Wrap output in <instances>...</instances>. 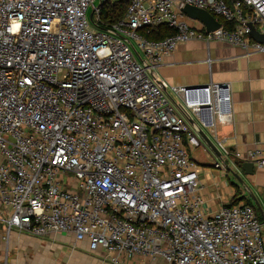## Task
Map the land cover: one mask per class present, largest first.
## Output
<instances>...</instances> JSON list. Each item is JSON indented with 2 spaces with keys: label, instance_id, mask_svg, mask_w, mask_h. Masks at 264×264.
I'll use <instances>...</instances> for the list:
<instances>
[{
  "label": "built area",
  "instance_id": "1",
  "mask_svg": "<svg viewBox=\"0 0 264 264\" xmlns=\"http://www.w3.org/2000/svg\"><path fill=\"white\" fill-rule=\"evenodd\" d=\"M0 0V206L5 236L69 233L111 264L134 256L168 264H264V223L245 202L203 209L187 127L233 120L228 82L169 85L153 69L192 38L264 53V0H128L98 26L99 0ZM192 4L231 25L207 30ZM196 22H194V21ZM194 22V23H193ZM167 24L151 39L140 29ZM141 49L145 62L135 51ZM138 53V52H137ZM139 54V53H138ZM140 55V54H139ZM177 108L185 109L181 115ZM264 167V148L231 151ZM225 154V156H223Z\"/></svg>",
  "mask_w": 264,
  "mask_h": 264
},
{
  "label": "crops",
  "instance_id": "2",
  "mask_svg": "<svg viewBox=\"0 0 264 264\" xmlns=\"http://www.w3.org/2000/svg\"><path fill=\"white\" fill-rule=\"evenodd\" d=\"M140 56L146 58L144 54ZM153 74L169 85H198L210 81L231 84V122H218L214 131L200 125L194 115L185 117L188 129L201 142L198 147L190 148V152L199 165L203 209L207 214L231 201H249L255 206L257 201L260 208H256L262 221L264 167L254 163L253 172L246 173L233 156L225 158L227 168L214 167L220 157L200 131L203 129L217 147V137L222 139L233 152L264 148V53L247 52L227 42L192 38L166 55L153 69ZM177 112L185 116L180 108ZM232 169L239 172L243 181L235 177ZM5 215L0 206V264H111L100 252H90L86 241H77L74 245V236L69 233L39 237L13 228L5 236L2 220ZM128 264L168 263L161 257L134 256Z\"/></svg>",
  "mask_w": 264,
  "mask_h": 264
},
{
  "label": "trees",
  "instance_id": "3",
  "mask_svg": "<svg viewBox=\"0 0 264 264\" xmlns=\"http://www.w3.org/2000/svg\"><path fill=\"white\" fill-rule=\"evenodd\" d=\"M127 6H128V0H106L104 3H102L100 7L101 8L100 21L97 22L98 26L101 28H106L110 23L118 21L119 19L123 18L126 14ZM220 21L224 25H231V23L227 22L222 17H220ZM140 31L148 38L162 39L168 35L173 34L175 32V29L173 27L168 26L167 24H160L153 27H144L140 29ZM237 162L240 163L239 160H237ZM235 202L231 201L229 204ZM245 203L253 205L257 211V208L254 204L250 203L249 201ZM258 216L260 218L259 214Z\"/></svg>",
  "mask_w": 264,
  "mask_h": 264
},
{
  "label": "water",
  "instance_id": "4",
  "mask_svg": "<svg viewBox=\"0 0 264 264\" xmlns=\"http://www.w3.org/2000/svg\"><path fill=\"white\" fill-rule=\"evenodd\" d=\"M182 10L192 19H196L204 23L206 26L207 30H213L221 26V22L215 18V16L208 11L207 9L197 7L195 5L186 3L183 7ZM90 18H92V13L90 15ZM251 35L258 40H261L264 42V34L259 33L254 27H252L251 30ZM138 58L142 61L145 62V60L135 51ZM184 113H187L185 109H182ZM190 116L189 114H187ZM201 136L205 139L206 143L221 157V151L219 148L215 145V143L208 137V135L204 132L203 129L200 131ZM240 166L242 169L245 170L246 173H252L253 172V167H254V162L252 161H243L240 162ZM233 174L235 177L238 178L239 181H243V178L239 174V172H235L232 169ZM254 197V196H252ZM256 201V200H255ZM256 206L260 208L259 204L256 201ZM262 218H263V223H264V214L262 213Z\"/></svg>",
  "mask_w": 264,
  "mask_h": 264
},
{
  "label": "rangeland",
  "instance_id": "5",
  "mask_svg": "<svg viewBox=\"0 0 264 264\" xmlns=\"http://www.w3.org/2000/svg\"><path fill=\"white\" fill-rule=\"evenodd\" d=\"M99 3H100L99 0H94V3H93V4H90V5L88 6V8H87V16H88L89 21H90V23H91L92 25H93V21L91 20L90 15H91V13L93 12L94 7L97 6V5H99ZM193 21H194V20H193ZM194 22H196V21H194ZM137 52H138L139 54H142V55H143V51H142L141 49L138 48V49H137ZM230 178H232V175H231Z\"/></svg>",
  "mask_w": 264,
  "mask_h": 264
}]
</instances>
